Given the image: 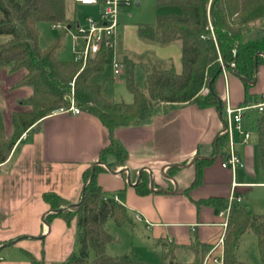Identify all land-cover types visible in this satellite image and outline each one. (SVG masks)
<instances>
[{"label":"trees","instance_id":"1","mask_svg":"<svg viewBox=\"0 0 264 264\" xmlns=\"http://www.w3.org/2000/svg\"><path fill=\"white\" fill-rule=\"evenodd\" d=\"M156 4L176 5L180 11L158 14L153 25L137 24L136 32L141 38L161 43L179 40L181 70L177 72L173 66H151L144 76V90L137 86L131 71H127L125 84L131 93V100L127 102L105 98L102 84L87 81L90 73L112 62V46H102L93 56L86 58L84 65L81 61L63 60L56 56L59 39L45 47L39 46L37 22L45 20L55 24L68 19L65 18V0H0V36L4 39L0 42V65L10 63V70L22 68L24 71L13 86L27 85L31 88V92L20 101L26 108L11 113L8 135L4 133L0 119V163L29 127L43 116L67 107L71 99L80 111L93 114L107 129L108 141L99 151L97 161L115 169L123 166L127 159V150L113 136L115 126L144 120L153 105L159 102H194L199 107L214 105L218 109L212 88L222 71L219 69L221 64L242 78L245 89L250 86L248 81L254 78L255 63L257 66L264 62L260 55L264 54V0H156ZM255 23L258 24L253 27ZM203 85L210 88L206 95L199 94ZM255 127L256 162L264 168V112L257 114ZM226 139L225 132L216 139L222 157ZM108 155H113L114 159L108 161ZM204 162L208 161L199 159L195 162L192 184L199 182L200 165ZM103 169L99 164L94 165L79 205L45 215L46 220L58 216L66 225H76L78 247L61 264H149L128 254L112 256L104 251L105 244L111 239L104 227L108 218L117 225L126 224L132 228L135 221L123 204L112 198L102 199L101 187L95 176ZM89 172L90 167L83 171V182ZM134 189L141 195L150 192L146 174H141ZM41 197L50 209L68 204L54 191H44ZM203 201L222 207L227 199L209 197ZM247 230L254 233L259 260L264 263V213L250 212L245 205L236 203L230 208L223 235L226 264H243L236 258L234 247L240 235ZM208 248L209 245L201 243L192 260L182 262L171 257L173 247L170 244L166 249L171 258L166 264H200ZM24 252L30 264H38L30 251Z\"/></svg>","mask_w":264,"mask_h":264},{"label":"crops","instance_id":"2","mask_svg":"<svg viewBox=\"0 0 264 264\" xmlns=\"http://www.w3.org/2000/svg\"><path fill=\"white\" fill-rule=\"evenodd\" d=\"M151 42L154 44L143 45L153 50L156 57L143 62V76L151 66H173L179 72L180 41ZM249 85L245 89L242 78L223 67L212 91L220 99L221 108L226 99L234 106L264 100V62L257 64L255 79ZM218 109L214 105L199 107L194 102H159L144 120L115 126L113 136L127 150V159L123 166L110 170L97 161L99 151L108 141V131L96 116L86 111L73 114L57 110L40 118L15 141L0 163V264H12L11 257L2 253L5 247L21 240L42 243L54 230L58 234L68 228L58 216L45 219L50 208L41 194L54 191L68 204L77 202L84 183L83 171L93 163L104 167L95 176L102 196L115 195L117 202L129 210L134 227L142 224L155 247L160 244L167 248L171 244L173 259L191 261L193 257L176 259V255L191 250L194 256L201 243L210 246L222 231L217 214L220 207L203 200L227 199L235 182L239 203L245 205L251 187L264 185V180L256 178V147L249 143L250 136L244 141L239 133L232 132V147L243 165L221 166L216 139L224 125L222 111L219 113ZM251 109L243 112L244 128L247 111ZM228 148L227 138L223 145L225 153ZM106 159L112 161L114 157L108 155ZM199 159L208 162L200 165V180L192 184L195 162ZM141 174L148 176L150 192L144 195L134 189ZM18 244L36 257L38 245Z\"/></svg>","mask_w":264,"mask_h":264},{"label":"rangeland","instance_id":"3","mask_svg":"<svg viewBox=\"0 0 264 264\" xmlns=\"http://www.w3.org/2000/svg\"><path fill=\"white\" fill-rule=\"evenodd\" d=\"M95 11L94 6L65 0V18L68 19L55 24L45 20L37 22L39 46L45 47L54 39H59L60 46L55 52L56 56L63 60L72 59V26L75 24L86 25L85 15H95ZM179 11V7L176 5H157L156 0H130L129 4L119 2L117 6L118 26L114 33L113 59L122 63L120 73L114 79L112 73L113 62H109L104 64L102 69L90 73L87 81L92 84H102L101 91L105 98L121 99L129 102L131 93L125 84L127 73L129 70L131 71L133 80L142 89L144 87L143 62L156 57L153 50L144 48L143 44L152 43L153 41L138 36L136 32L137 24L153 25L158 14L165 15L178 13ZM3 40V36H0V42ZM125 60L128 61V64L123 62ZM10 65V63L0 65V116L6 135L11 130V112L26 108L20 101L31 91V88L27 85L13 86V83L21 77L24 70L22 68L10 70ZM247 113L249 116L245 117V121L250 134L249 143L256 147L255 118L258 112L251 109ZM256 173L257 179L264 180V169L257 166ZM246 195L247 200L244 199L246 207L254 213H264V185L251 187ZM67 226L68 228L63 233L57 234L54 230L53 234L44 239L42 243L40 240H21L18 243L31 244V247L38 245L39 248H35L37 249L36 259L38 264H61L65 254L76 250L78 247L76 225ZM104 227L111 235L110 241L104 247V251L108 255L128 254L134 259L149 264H166L172 257L167 253V249L162 248L160 244L157 247L154 246L149 233L140 223L132 228L126 224L117 225L111 218H108L104 223ZM18 243L5 247L2 253H6L11 257L12 264H30L28 256L19 247L20 244ZM181 254L178 255L177 253L176 259H190L193 257L191 250ZM234 254L237 259L245 261L246 264H264L259 260L256 237L251 230L245 231L238 238L234 247Z\"/></svg>","mask_w":264,"mask_h":264},{"label":"built area","instance_id":"4","mask_svg":"<svg viewBox=\"0 0 264 264\" xmlns=\"http://www.w3.org/2000/svg\"><path fill=\"white\" fill-rule=\"evenodd\" d=\"M74 3L82 5H91L96 9L95 15H85L86 25L80 26L75 24L73 27V45L72 53L73 60L84 62L88 56H93L100 50L102 46L114 45V33L118 26L117 20V6L119 2L129 4L130 0H72ZM264 26V16L262 18ZM114 79L120 73L122 63L112 60ZM72 84V82H70ZM209 92L207 85H203L199 90L200 95H206ZM256 109L258 113L264 112V100L255 102L253 104H245L242 106H234L228 99L222 105V117L225 129L223 132L227 134L228 150L225 156L221 159L222 167L234 168L235 166H242L243 161L232 147V132L236 131L240 134L241 138L246 141L250 134L249 131L242 125L243 112L246 109ZM57 111V110H56ZM59 111L71 112L77 114L80 112L79 108L74 104L71 99L70 104L65 108H60ZM231 192L227 198L226 204L220 207L217 211L218 216L221 218L220 225L222 231L217 240L212 243L204 253L200 264H226L224 261V242L223 235L227 225L228 214L230 208L240 202V196L235 192L237 183L232 182ZM112 198L117 201L116 196L110 197L102 196L103 200ZM137 217V215L135 216Z\"/></svg>","mask_w":264,"mask_h":264},{"label":"water","instance_id":"5","mask_svg":"<svg viewBox=\"0 0 264 264\" xmlns=\"http://www.w3.org/2000/svg\"><path fill=\"white\" fill-rule=\"evenodd\" d=\"M262 55L264 56V54H262ZM223 67H225V64H221L219 69H222ZM255 73H256V63H255V67H254V78L252 80L248 81V82H253L254 81V79H255ZM208 88H209V86H208ZM209 90H210V88H209ZM215 97H216V99L218 101V104H219L218 111H219V113H221V102H220V99L217 96H215ZM223 125H224V129H225V124L223 123ZM94 165H95V163L91 164V166H90V172H89L88 178L84 181V183L82 185L81 195H80L79 200L77 202H75V203L66 204V205L61 206V207L56 208V209H50L49 211H58V210H61V209L66 208L68 206H77V205H79V203L81 202V199L83 197V193H84L85 186H86V184L88 183L89 179L91 178V176L93 174ZM107 169L110 170V168H108V167H107ZM150 181H151L150 182V186H151L150 188L153 189V187H152V179H150ZM14 241H15V239L14 240H11V242H14Z\"/></svg>","mask_w":264,"mask_h":264}]
</instances>
